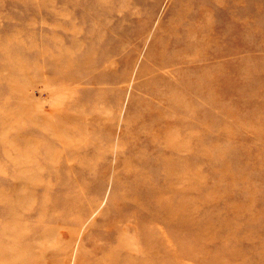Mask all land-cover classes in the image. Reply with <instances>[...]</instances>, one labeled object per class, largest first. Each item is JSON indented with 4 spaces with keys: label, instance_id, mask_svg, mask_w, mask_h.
<instances>
[{
    "label": "rangeland",
    "instance_id": "1",
    "mask_svg": "<svg viewBox=\"0 0 264 264\" xmlns=\"http://www.w3.org/2000/svg\"><path fill=\"white\" fill-rule=\"evenodd\" d=\"M185 1L0 0V264H264V0Z\"/></svg>",
    "mask_w": 264,
    "mask_h": 264
},
{
    "label": "bare ground",
    "instance_id": "2",
    "mask_svg": "<svg viewBox=\"0 0 264 264\" xmlns=\"http://www.w3.org/2000/svg\"><path fill=\"white\" fill-rule=\"evenodd\" d=\"M199 1L200 0H196L195 5ZM185 2L189 3V0H186ZM205 18H206L205 16H200L199 20H204ZM169 27H170V25H169ZM205 35H206V33L204 31H202L201 32V36L203 37ZM186 43H188L187 38L182 39L178 44L172 45V46L175 47V48H172L171 47V41H170V45H168L167 47L169 49L173 50V53L176 56H179V57H182V56H185V55L187 57L190 56V55H194L195 58L198 60V58L204 57L206 55L207 50H206V48L203 45L198 46V47H189L188 48V46H186ZM206 95H207V90L205 91L204 96H203L204 104H205V108H203L204 110H207V108L209 107ZM185 101H186V104H188L190 102V101H188L186 99H185ZM149 108L150 107H148V110H149ZM74 109H76V107H74ZM65 111H66V114L74 112L72 110V106L71 105L67 106V104L65 105ZM81 118H83L82 115H81ZM147 122H148V120L146 119L145 123H147ZM73 127L76 128L74 125H73ZM196 129H197V127L195 128V130H192L190 134H192V135L193 134H195V135L199 134V132H196ZM203 132H205V126L201 128V135H202L203 138H205V136L203 135ZM155 137H156V135L154 133H151L150 135H148L147 138L149 140V143ZM72 139H73L72 136H70V135L66 136V141L67 142L72 141ZM139 146H145L147 150H143V151L138 150V151H135L133 154H130V155H134L135 159H137V160H140L143 157H146L149 153H151V151H153V148H155L156 144L153 142L152 145H151V148L149 146H146L145 144H140V143H139ZM162 150H163L162 153L160 151L157 152V153L154 152L155 163L152 165L151 169L152 170H154V169L159 170V172H155L154 174L150 173L149 186H150L151 189H147L144 193L140 194V197L143 199L142 201H137V203L140 206H175V200L170 199L168 197H163L161 195L158 196V191H160V193H163L164 186L168 185V184H171V178H172V176L174 174V170L172 169L171 163H168V165L165 164L166 161H169V160H167V158H169V156L166 153L170 152V147H168L167 145L166 146L163 145L162 146ZM138 166L141 167L140 165H138ZM154 166H155V168H154ZM151 169H150V172L152 171ZM21 173H24V172H21ZM164 178H169L170 182L168 184H165V182H163ZM195 189H196L195 187L192 188L193 191ZM173 193H175V192H173ZM194 194H195V192H194ZM164 202H166V203H164ZM184 203H186V202H184ZM30 248L31 247H29V249H28L27 255H29V253L31 252V251L29 252V250H31ZM207 250H206L207 253H209V251H210V252H212V254H215L214 253L215 250H212V249H209V248H207ZM202 253L203 252L201 251V255H202ZM0 256H2V258H6L7 257V256H5L4 251L1 250V249H0ZM3 260H5V259H3ZM123 264H129V263L127 261H125V262H123Z\"/></svg>",
    "mask_w": 264,
    "mask_h": 264
}]
</instances>
